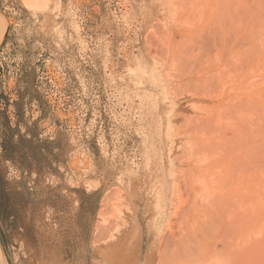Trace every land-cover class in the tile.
Returning a JSON list of instances; mask_svg holds the SVG:
<instances>
[{
	"label": "rangeland",
	"instance_id": "374dc122",
	"mask_svg": "<svg viewBox=\"0 0 264 264\" xmlns=\"http://www.w3.org/2000/svg\"><path fill=\"white\" fill-rule=\"evenodd\" d=\"M175 7L178 19L162 20L159 10ZM0 11V240L8 264H172L195 252L205 256L192 263L213 254L222 264H264V0H53L44 14L0 0ZM229 90L236 99L225 101ZM174 94L185 99L187 134L206 140L194 161L227 145L221 165L244 163L243 194L219 220L210 213L207 226L185 179L193 166L171 172ZM218 111L236 116L230 129ZM241 126L239 142L232 130ZM159 203L166 217L157 236Z\"/></svg>",
	"mask_w": 264,
	"mask_h": 264
},
{
	"label": "bare ground",
	"instance_id": "6f19581e",
	"mask_svg": "<svg viewBox=\"0 0 264 264\" xmlns=\"http://www.w3.org/2000/svg\"><path fill=\"white\" fill-rule=\"evenodd\" d=\"M21 1L29 11L34 12L36 14L43 12V14H44V12L49 8V6L51 5L53 0H21ZM177 8L178 7H175L173 10L169 9V11L159 10V13L161 15L162 20H165V18L168 15H169L168 16L169 19H172V20L176 19L177 20L178 18H176V17H177L178 11L180 10L179 8L178 9ZM179 14H180V12H179ZM6 29H7V22L5 20V17L3 16V14L0 13V35H2ZM188 30L191 31L192 29H188ZM185 31H187V29ZM187 32H189V31H187ZM5 37H6V35H5ZM5 37H4V39H5ZM164 41H166L168 44H171V41H172L171 35H168V37L166 39H164ZM170 58L171 57H168L167 59L170 60ZM173 62L174 61H172L170 63L173 64ZM162 67L163 68L166 67V64L162 63ZM179 83H177V84H179ZM181 83H182V85L184 84L183 82H181ZM186 85L188 88V84H186ZM176 87L179 88L180 85L176 86ZM182 88L183 87H181V89ZM178 91H180V93H181L180 89ZM182 91H183L182 93L186 92L184 90V88L182 89ZM224 93H225L224 94V100L227 98L225 101H227L228 98L229 99L232 98V100H233V98L236 99L235 98L236 94L234 92H231L229 90V91H225ZM184 96H185V94H184ZM180 97H182V95H180ZM184 100L178 99V97L175 94H174V97L171 100H169L170 105L174 110V117L171 120H167L168 124L166 123L167 124V130H168V133H167L168 135L166 138V141H167L166 147L168 149V156H169V160L171 163V172L173 170L172 173L174 174V177H178V174H180V173L183 174L182 172H184L185 169L193 166L194 169L192 171H189V173H188L189 179L186 177H185V179L187 182L190 181L193 185H195L194 186L195 190L192 188V190H194L193 192H195V193H193L195 196L194 198H196L201 203L200 210H204V213L206 216V220H204L202 225L207 226L208 225L207 223H209V221L211 222L210 218H211V216H213V214L217 215V216H214V219L216 217H217V219L218 218L220 219L221 215H219V214H223L222 213L223 211H224V214H228L227 211H229V208L231 207L232 202L235 201V197L236 196L240 197L243 194V192H244V178H243L244 163L242 162V159L240 160V162L238 161L236 163V160L234 157L230 160L231 154L230 155L228 154V156H230L228 158L230 161L227 165L225 164L227 159L224 156V154H222V153H227L226 152V150L228 151L227 145H224V149H222L224 151H222L220 153H219V151H216L217 152L216 155L213 154V152L215 153V150L212 151V149H211V154H213V156L209 160L207 159V160L203 161L204 163H206V165H201V163H203V162L197 163L196 161H194V159L200 154L201 146L204 144V142L206 140H202L201 142H199L198 138L194 137L195 134L194 135L192 134L191 136H190V134H187V131L189 132V130H190V132H191L193 130V129H191V128H193L192 127L193 125L191 123V119L190 118L187 119L188 121H190L189 125L191 126V128H189L188 127V121L186 120V117H184V115H186V114L183 115V114L179 113V112H181V109L183 107ZM218 100H220V98H218L216 100V102H214V103L218 104L217 103ZM221 103H225V102L222 100L221 102H219V105ZM227 103L228 102H226L225 105H229ZM185 112H187V111H185ZM217 114H218V116L220 114V118H221V114H223V113L222 112L219 113V111H218ZM228 115H230V114H228ZM180 116L184 117L185 120H183L182 117L180 118ZM218 116H217V119H218ZM234 118H236V116H234ZM234 118L233 117L230 118V116H229V120H228V116H226L227 120H225L224 117L222 116L221 119H224L225 122L223 121V123H227V121H228V123H227L228 125H226V128H227V127H229V124L231 125V123L233 122L231 119L234 120ZM209 119L211 120V118H209ZM204 120H205V118H204ZM217 123L222 124L221 121L220 122L218 121ZM206 125H207L206 127L208 130L209 122H208V124L206 123ZM224 126H225V124H224ZM206 127H205V129H206ZM220 127H222L221 131L224 130L223 125L219 126V128L216 127V129H218V130H215V133H214L215 137L217 135L219 136V134L221 133ZM211 128H210V130H211ZM242 128L243 127L241 126L239 128L240 130L239 129H234V130L231 129V130L234 132V135H235L236 131H237V134H238V131L239 132L241 130L243 131ZM205 129L203 131H205ZM228 129H230V128H227V130ZM216 131L219 134L216 135ZM223 135H225V132ZM234 135H233V137L236 138L235 136H237L238 139L240 137H243V135L241 136V133L238 135H235V136ZM218 139H217V141H218L217 146H219L218 148H221L223 138H221V139L218 138ZM225 139H226V137H225ZM241 139L243 141V138H241ZM241 139H239V142H242ZM213 142H214V140H213ZM213 142H212V146H213ZM223 143H224V141H223ZM225 143H226V140H225ZM219 144H221V145H219ZM226 144H228V143H226ZM208 145L210 147H212L211 144H208ZM205 147H206V152H207V146H205ZM229 151H230V148H229ZM209 153H210V151H209ZM222 157H223V160L226 159V161H223L224 163L221 165L220 160L222 159ZM240 158H242V157H240ZM219 163H220V165H219ZM233 165H234V167H237V170L235 172H234ZM175 189H176V192L180 191L178 184L176 185ZM177 198H178V196H177ZM180 199L181 198L179 196V198L177 199V202H181ZM180 208H182V207H179V204H178L176 206V208L173 209V213H171L169 215V221L167 222V225L165 226L166 230L172 231V228L174 226L173 220L176 219L180 215V212H179ZM155 209L157 210V212H160V214L158 216V220L155 223V227L153 230L155 231L157 236H160L164 232L162 225H163V221H164V216L166 217V215L163 214L164 213V207L162 206V204H160V203L156 204ZM225 211H226V213H225ZM210 213H213V214H210ZM209 216H210V218H209ZM207 218H209V219H207ZM214 219L212 218L213 221H215ZM207 220H209V221H207ZM199 223H201V222H199ZM210 225H211V223H210ZM196 227L199 228L198 223H197ZM194 228H192L191 230H188L187 232L193 233ZM4 251L5 250H3V246H2V243L0 240V264H8ZM192 256H195L196 258L197 257L201 258L202 256H205V254L202 252L201 253L200 252L184 253L183 255L177 254L176 257L174 258V260H172L173 261L172 264H199V263H192V261L190 262V260L192 259ZM208 256H209V258L203 264H222V262H220L221 260L219 258L211 257L210 254ZM224 263L226 264L225 261H224Z\"/></svg>",
	"mask_w": 264,
	"mask_h": 264
},
{
	"label": "water",
	"instance_id": "95a60500",
	"mask_svg": "<svg viewBox=\"0 0 264 264\" xmlns=\"http://www.w3.org/2000/svg\"><path fill=\"white\" fill-rule=\"evenodd\" d=\"M6 38V37H5ZM5 40V39H4Z\"/></svg>",
	"mask_w": 264,
	"mask_h": 264
}]
</instances>
